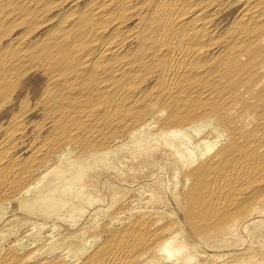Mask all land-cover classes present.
<instances>
[{"label": "bare ground", "instance_id": "1", "mask_svg": "<svg viewBox=\"0 0 264 264\" xmlns=\"http://www.w3.org/2000/svg\"><path fill=\"white\" fill-rule=\"evenodd\" d=\"M39 69L42 87L31 76ZM19 100L29 109L9 120ZM39 107L52 135L26 159L14 158L9 142L27 135L21 120ZM152 109L197 136L187 189L180 200L168 194L171 222L142 215L94 238L69 230L37 245L0 244V264L217 261L224 257H213L206 241L227 252L235 237L248 244L251 226L264 221V0H0V202L8 203L0 235L19 216L49 218L79 198L78 173L51 196L31 198L68 170L57 165L37 177L50 155L71 142L105 152ZM72 185L75 196L63 199ZM225 258L264 264V251L246 245Z\"/></svg>", "mask_w": 264, "mask_h": 264}, {"label": "rangeland", "instance_id": "2", "mask_svg": "<svg viewBox=\"0 0 264 264\" xmlns=\"http://www.w3.org/2000/svg\"><path fill=\"white\" fill-rule=\"evenodd\" d=\"M235 14L236 12L230 15V19ZM46 30L47 28L39 32L38 37L46 33ZM31 76L34 78V82L36 81L35 84H39V87H42L41 83L45 79L43 71L40 69L33 71ZM27 107H22L20 100L16 105L9 106V109H7L9 120L13 113L22 110L26 111L29 109ZM34 113L32 116H26V119L21 120L30 124V130L28 128L26 138L21 139V136L18 135L14 140L9 142V148L14 158L26 159L34 150L44 145L52 135V125L42 122L43 109L41 107L36 108ZM196 138L197 136L193 130L177 132V130L164 121L163 115H160L157 110L152 109L141 126L136 128L131 134H123L111 140L107 145L108 150L105 152L87 150L81 146L80 142H71L61 152L56 151L47 158V164H45L47 167L44 165V168L42 167L38 171L37 177L44 176L45 173L52 168L54 169L57 165H61L63 167L61 169L64 171L68 169L67 172L62 175V178L54 179L55 182L52 179V185H48V183L41 184L42 188L39 187V190H37H44L39 193L36 190L31 195V198L43 196V194L45 195L43 197L51 196L58 184L61 185L65 181L67 182L73 177L75 178L77 173V175L81 174L84 178L81 185L79 184L81 188L79 195H77L79 198L73 197L70 200L68 199V205L58 209L57 213L51 214L49 218L48 216L44 217V219L39 217L37 219L23 218L16 214L14 218L21 217V220L13 221L9 229L12 231L4 233V236L0 235V244L3 245V248L11 247V249H15L16 246L17 249L20 245H27L33 241L37 245V243L44 242L47 235H62L69 230L84 231L83 236L85 238L88 235L94 238L98 234H107L112 229H120L122 226L139 219L142 215L143 217L154 218L157 222L163 221L165 224L169 221L171 222L168 214L172 211L173 206L168 203L170 201L168 200V194L180 200V195L186 191L185 173L193 154L197 150L195 145ZM13 145L15 148H12ZM66 155H68V158ZM75 162L77 164L72 165ZM79 185H72L75 187L71 186L70 190L72 192L63 195L62 198L66 199V197L70 198L68 196H75ZM45 186H48V189ZM55 196H58V194ZM19 197L21 196H9V199L12 200ZM28 197L30 198L29 195H24L21 200L24 198L29 199ZM75 198L78 199L76 200ZM0 206V208H7L8 203L4 202L3 205L0 202ZM69 206L75 207L79 211L76 210L71 213ZM101 222L103 223L101 224ZM109 222L110 224H108ZM250 231L248 244L247 242L245 244L243 237H235L230 247L225 249L227 252H223V249H215L211 246L210 242L206 241L204 244L209 247L208 250L212 251L213 257L220 255L224 258L216 261L214 259L216 257H214L213 260H206L203 263L191 261L190 264H228V259L225 257H228L230 254H237L246 245L257 252L264 251V221L256 228L251 226ZM41 238L42 240L44 238V240L42 241ZM35 244L31 246L33 247Z\"/></svg>", "mask_w": 264, "mask_h": 264}]
</instances>
